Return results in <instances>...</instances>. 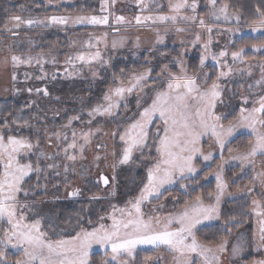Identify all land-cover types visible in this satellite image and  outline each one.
<instances>
[{
    "label": "rangeland",
    "instance_id": "1",
    "mask_svg": "<svg viewBox=\"0 0 264 264\" xmlns=\"http://www.w3.org/2000/svg\"><path fill=\"white\" fill-rule=\"evenodd\" d=\"M192 2L193 0H188L189 4ZM195 2L197 5L195 12L187 8L182 9L180 15L195 16L196 20L184 21L178 18L175 23L170 20L161 22L157 19L161 15L174 14L169 9L170 0H32L30 4L20 6L18 13L10 16L11 18L19 15L25 20L34 19L44 23L31 27L22 24L20 28H14L10 18L7 22L5 29L7 39L0 40V102L20 101L24 113L26 115L28 113L29 118L23 126H19L13 121L16 128L15 133H8L0 129V136H4L5 140L8 136L23 138L33 144L32 154L26 156L21 162L31 163L34 167L39 166L41 172L30 174V177L33 174L37 176L35 183H29L30 177L26 178L27 182L24 184V188L28 191V195L25 196L22 192L19 194V198L22 203L29 205V208L24 210L28 222L40 219L42 230L53 239L70 238L80 230V228L70 229L59 225L58 216L53 207L61 193L69 196L70 192L77 191L85 195L83 190L87 182L94 181V179L99 181L101 174L109 178V184L105 186L102 183L104 188L99 192V196L104 200L97 221L94 225L86 228L88 230L98 227L101 223L110 226L112 221L109 217L113 213V205L117 208L129 207L128 202L138 196L139 190L143 186L142 181L146 178L145 165L148 162L145 161L140 166L135 163L119 165L118 161L124 145L119 140V134L114 138L112 133L122 132L126 123L129 122L127 118L138 116V98L142 105L140 111L143 110V107H148L151 104L155 90H158L163 79L157 80V75L154 74L153 64L155 61L163 65L162 69L167 66L169 72L177 75L180 74L179 65L182 61L187 74L198 76L199 82L204 87L210 86L213 81H216L219 84L220 101L222 102L217 101L214 111L217 115L226 117L222 121L226 127L229 123L239 120L242 107H253L255 100L264 95V83L257 84V81H261L264 76L261 69L262 64L257 62L247 64L243 63L242 58L238 60L232 58V53L240 50L233 44L237 39L245 35L264 36V29L252 32L253 24H245L238 14L231 12L228 8L229 19H223L221 14V19L216 20L210 13L224 6L218 0L215 9L208 5V0H195ZM40 3L48 12L41 10ZM77 3L83 5L77 12L60 9L62 6H71ZM53 16L68 17L69 22L66 25L51 24L49 18ZM80 16H97L101 19L107 16L108 23L99 25L73 23L75 18ZM237 16L239 20L236 19ZM117 17H123V21L117 22ZM137 17H140V23H137ZM146 17H150V19H145ZM201 19L205 21L204 27L199 24ZM209 27L212 29L211 32L208 31ZM178 28H182L184 31L178 32ZM13 32L16 34L13 35ZM46 35L50 38L56 37L57 40L45 41ZM197 36H199L198 41ZM158 37L163 38L162 42H158ZM194 41L195 43H193ZM89 43L94 47H89ZM205 44L208 45L207 49L204 47ZM97 51L101 55L99 61L86 63L76 59L81 53L87 56ZM221 51L226 52V56L220 57ZM193 52L200 56V66L201 57L205 56L201 69H210L211 72H204L205 75L202 72L199 75L188 72L186 58ZM12 55L20 56L25 60L30 59L31 62L14 66L11 61ZM213 56L217 59H213ZM69 58H71V62H69ZM121 58L125 59L127 63L131 60L138 64L145 59L148 64L136 67L128 73L122 71V74L116 78L113 84L106 87L103 93H97L98 82L106 79L111 66ZM149 69H151L152 76V80L148 81L149 88L144 89L143 92L134 91L131 94H126V99L121 101V107L118 109V116L95 115L94 118L89 116L88 113L93 108L105 103L104 95L109 89L118 86L121 82L127 85L134 74H140ZM212 72L217 76L211 77ZM221 72L228 73V75L220 76ZM250 76L254 81H250ZM218 77L219 79H217ZM234 78L239 83L231 81ZM153 80H157L156 85H153ZM64 87L66 91L71 88L72 93L61 96L59 92ZM245 97L248 98L247 104L244 103ZM124 103H127V108L123 107ZM256 106L258 107V105ZM73 117H79V119H72L69 124V120ZM90 120L91 123H89ZM156 123L159 124L160 121L157 119ZM23 127L30 130L28 134L18 133ZM257 127L259 128V125ZM74 131L77 134L75 137L77 148L69 149L68 154L75 155L77 158L70 161L65 155L64 148L73 142ZM152 131H155V125L152 126ZM85 132H91L92 135L90 143L86 144L81 152L79 145L84 143L82 133ZM56 133L60 134L59 140L56 138ZM242 135L246 137V142L236 149L228 147L234 138ZM65 136H67V140L64 139ZM252 141L253 136L250 129L239 128L230 138L221 158V151L214 144V139L210 134L202 137L200 146L204 154L211 151L214 158L204 161L202 156L197 154L193 158L197 174L175 184L166 185L167 190H162L163 195L158 199L153 198L150 202H145L142 205L144 219H148L150 216L166 217L180 211L185 201L173 190L181 183L188 184L189 180L197 178L206 168L212 167V172L204 177L214 181V191L211 192L213 194L211 199L209 198L210 193L201 198L203 204L205 206L216 204L215 195L219 193V189L215 174L219 171L225 188L217 208L218 219L226 202L246 196L257 202L254 213L260 224L264 218V183L262 185L246 183L241 186L238 180L235 181L236 184L232 183L234 182L232 177L234 172L230 173L231 170L235 171L239 168L240 170L249 169V171L259 168L263 169L264 173V157L258 155L254 163L245 162L243 168L241 161L231 159L232 156L246 152ZM144 151L147 154L148 149ZM41 152L45 154L44 157L39 155ZM152 154L155 155L154 149H152ZM47 156H51L52 159H47ZM97 156L100 159H95ZM139 156V152L134 153V157L137 159ZM49 164L56 165V167L49 168ZM113 164L117 165L115 171L121 166H127L132 171V176L125 188H119V183L112 179ZM65 167H67V171H65ZM139 169L144 171L142 180H139L135 175ZM46 183L49 188H46ZM173 197H176L177 200H174ZM194 200L195 198L189 202ZM161 204L164 205L163 208H160ZM88 207L89 205H86L85 210H88ZM116 215L119 216V213ZM101 217L104 219L101 220ZM218 219L205 220L197 225L196 235L200 227L214 224ZM2 227H7V225L0 222V228ZM2 236L3 231L0 230V237ZM199 241L209 247L219 244L205 240ZM238 242L242 241L238 240ZM147 250L152 252V255L144 257L141 254L142 264H175V254L167 250L165 246H160L157 249H152L151 246H138L132 256L122 253L118 260L127 261V264H136L133 258L138 253ZM6 252L7 264H15L16 259L21 258V253L16 249L9 247ZM223 254L218 253L220 264H227L222 259ZM95 255L98 256L97 262H94ZM110 256V249L106 256L103 248L93 244L89 249L88 264H102L105 259H110Z\"/></svg>",
    "mask_w": 264,
    "mask_h": 264
},
{
    "label": "snow or ice",
    "instance_id": "2",
    "mask_svg": "<svg viewBox=\"0 0 264 264\" xmlns=\"http://www.w3.org/2000/svg\"><path fill=\"white\" fill-rule=\"evenodd\" d=\"M216 4L217 0H208V5L211 8L215 9ZM196 7L195 0L191 4L188 3V0H175V2L170 0L169 9L174 14L161 15L157 19L161 22L170 20L173 23L178 18L184 21H195V16H181L180 12L187 8L195 12ZM227 7L224 5L211 12L210 15L214 16L216 20H220L222 14L223 19L228 20ZM260 16L258 23L253 22L252 32L264 29V13H260ZM10 19L13 21L14 28H20L22 24L31 27L44 23L34 19L25 20L19 15ZM145 19H150V17ZM236 19L239 20V17L237 16ZM136 20L137 23L141 22L140 17H137ZM122 21L123 17H117V22ZM68 22V17L53 16L49 18L51 24L66 25ZM73 23L107 24L108 17L105 16L101 19L97 16H80L76 17ZM199 24L204 27L205 21L201 19ZM177 31H184V29L178 28ZM208 31L211 32L212 29L209 27ZM15 34L13 32V35ZM162 39V37H158V42H162ZM198 40L199 36H197ZM88 46L94 47L91 43ZM204 47L207 49L208 45L205 44ZM262 49H264V43L252 45L253 51L258 52ZM244 52V48L233 52V60L241 59ZM219 56H226V52L221 51ZM76 59L91 63L99 61L101 55L99 51L87 56L81 53ZM213 59L217 58L213 56ZM11 61L14 66L31 62L30 59L25 60L17 55H12ZM204 61L205 56H202L201 66L204 65ZM69 62H71V58H69ZM179 67V75L169 72L167 66L161 69V72L157 74V80L163 79L158 90H155L151 104L148 107H143V110L140 111L142 105L138 98V116L127 118L129 122L126 123L122 132L112 133L114 138L119 134V140L124 145L118 161L119 165L135 163L140 166L145 161L148 163L145 165L146 178L142 181L143 186L140 188L138 196L128 202L129 207L117 208L113 205V213L109 217L112 221L110 226L101 223L91 230L81 227L70 238L53 239L42 230L40 219L28 222L24 210L28 209L29 205L21 202L19 194L23 192L25 196L28 195V191L24 188V184L27 182L26 178H29L32 172L40 173L41 168L21 161L32 154L34 146L23 138L8 136L5 140L4 136H0V222L7 225V227L0 228L3 231V236L0 237V264H7L6 249L9 247L21 253V258L16 259L15 264H88L89 249L93 244L103 248L106 256L109 249L111 251L110 259H105L102 264H113V262L127 264V261H119L118 257L122 253L132 256L138 246H151L152 249L165 246L167 250L175 254V264H220L218 253L228 251V241L224 240L215 247H209L197 239L195 231L197 225L203 221L218 219L217 208L225 188L219 171L215 174L219 189V193L215 195L216 204L205 206L201 197L197 196L192 202L185 201L183 208L178 212L166 217L150 216L148 219H144L142 205L163 195L162 190H167L166 185L175 184L197 174V169L193 164V158L197 154L202 156L204 161L214 158L213 152L204 154L200 146L201 138L209 134L214 139V144L220 149L222 158L223 150L234 133L239 128L250 129L253 141L249 149L241 155L232 156L231 159L241 161L243 168L245 162L254 163L258 155L264 157V95L255 100L253 107H242L239 120L229 123L226 127L222 123L226 117L217 115L214 111L217 101H220L221 97L219 84L213 81L210 86L204 87L199 82L198 76L187 74L182 61ZM261 69L264 72V65L261 66ZM226 75L228 73H220V76ZM149 80H152L151 69L134 74L127 85L121 82L118 86L109 89L104 95L105 103L93 108L88 113L89 116L93 118L95 115L118 116V109L121 107V101L126 99V94H131L134 91L143 92L144 89L149 88ZM157 80L152 81L153 85H156ZM260 83H264V76L261 81H257V84ZM244 103H248L247 97L244 98ZM123 107L127 108V103H124ZM72 119H79V117L71 118L69 124ZM157 119L160 121L159 124L156 123ZM153 125H155L154 132L152 131ZM72 135L73 142L64 148L65 155L70 161L77 158L75 155L68 154L69 149L77 148L75 142L77 134L74 131ZM91 135V132L82 133L84 143L79 145L81 152H83L84 146L90 143ZM56 138L60 139L59 133H56ZM64 139L67 140V136ZM145 149H148L147 154H145ZM152 149L155 150V155L152 154ZM135 152L140 153L139 159L134 157ZM39 155L45 156L43 152ZM113 155L115 156V153ZM46 158L52 159L51 156ZM95 159L98 160L100 157L97 156ZM48 167L53 168L56 165L49 164ZM112 167L115 173L117 165L113 164ZM65 171H67V167H65ZM260 176L264 177V173H260ZM112 179L115 180V175ZM98 182L107 186L109 178L101 174ZM180 187L186 188V185L181 183ZM77 194V191H73L69 193V196ZM212 195L209 194L210 199ZM96 198L98 197H94V199ZM173 199L177 200L176 197ZM253 203L257 202L253 201ZM163 207L164 205L161 204L160 208ZM116 213H119V216ZM100 219L103 220L104 217ZM259 232L260 244L257 247L264 246V220L260 221ZM243 250L244 244L238 242L232 246L231 254L236 257ZM253 264H264V260L254 261Z\"/></svg>",
    "mask_w": 264,
    "mask_h": 264
},
{
    "label": "trees",
    "instance_id": "3",
    "mask_svg": "<svg viewBox=\"0 0 264 264\" xmlns=\"http://www.w3.org/2000/svg\"><path fill=\"white\" fill-rule=\"evenodd\" d=\"M218 1L223 5H227V8L231 12L238 14L245 24H253L254 21L257 22L261 18L260 13H264V0ZM31 2L32 0H0V40L7 39L5 29L10 16L18 13L20 6L28 5ZM40 6L41 10L48 12L43 4L40 3ZM82 7L83 5L77 3L71 6H62L60 9L69 12H77ZM44 39L45 41H49V39L57 40L56 37L50 38L48 35H46ZM262 43H264L263 35H245L240 39H237L233 44H235L237 48L245 49V52L242 55L243 63L249 64L257 62L264 65V49L258 52L251 50L253 44ZM248 48L250 49L248 50ZM186 59V68L189 73L199 75L201 72H211L210 69H201L200 56H198L196 52H193L192 55ZM156 62L157 61H155V63ZM146 63L147 60L145 59L139 64L131 60L127 63L123 58L116 60L114 65L111 66L106 79L98 82L96 92L103 93L106 87L113 84L116 78L122 74V71L128 73L129 71L136 69V67L145 65ZM155 63L153 64L155 68L154 74L157 75L161 72L163 65ZM213 75H216V73L212 72L210 74L211 77ZM231 81L239 83L235 78ZM250 81H254L251 76ZM250 81L249 83H251ZM61 90L62 91L59 92L61 96H67L73 91H71V88H68L66 91L65 87L64 89L61 88ZM28 118V113L27 115L24 113L20 101L0 102V129L7 131L8 133H15L16 128L13 125V121H15L17 125L23 126L25 125L26 120L28 121ZM28 131L30 130L23 127L18 133L23 135L28 134ZM245 139L246 137L244 135L238 136L229 143L228 147L236 149V147L246 142ZM211 172L212 167L206 168L197 178L189 180V183L186 184V188H181L179 186L176 187L173 192H176L184 201H191L197 196H200L201 198L205 197L206 194L214 191V181L205 179L204 177V175H208ZM233 172H236V174ZM230 173H233L232 177L234 182L232 183H235V181L238 180L241 186L246 183L262 185V180H264V177L260 176V173H263V169L259 168H254L252 171H249V169L240 170L239 168L235 171L231 170ZM113 175H115L114 181L119 183V188H125V185L132 176V171L128 169L127 166H121L115 171V173L112 171V176ZM135 175L139 180H142L144 178V171L139 169ZM36 177L37 176L33 174L29 178V183H35L37 181ZM46 188H49L47 183ZM102 188H104L102 182H98V180L94 179V181L87 182L86 187L83 190L85 195H82L80 192L76 196L62 195L61 193L53 207L57 213L59 225L70 229H79L81 227L88 228L94 225L97 221L100 207L104 200L99 196V192H101ZM94 197L98 198L94 199ZM86 205H89L88 210H85ZM254 208L255 204L252 199L246 196L226 202L221 209L218 221L214 224L200 227L197 238L212 243H220L227 240L228 251L222 256V259L226 261L227 264H253L254 261L264 260V246L257 247V245L260 244V224L254 213ZM262 220H264V218ZM229 229L231 230L230 232ZM238 240H241L244 244V250L238 256H233V258H231V248L236 242H238ZM141 254L144 257H148L152 255V252L147 250L138 253L137 256L133 258L136 264H142ZM93 258L95 259L94 262H97L98 256L95 255Z\"/></svg>",
    "mask_w": 264,
    "mask_h": 264
}]
</instances>
